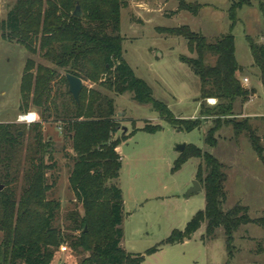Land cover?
I'll use <instances>...</instances> for the list:
<instances>
[{"label":"trees","instance_id":"obj_1","mask_svg":"<svg viewBox=\"0 0 264 264\" xmlns=\"http://www.w3.org/2000/svg\"><path fill=\"white\" fill-rule=\"evenodd\" d=\"M129 0H17L6 19L0 22L3 41L13 42L30 55H39L50 67L25 62L20 82V112L31 108L39 111L42 122L54 117L75 154L68 183L82 215L73 211L69 219L71 231L64 234L53 226L60 203L47 195L53 184L47 174L54 170L53 145L44 140L42 123L26 129L16 123H0V264H51L63 245L82 256L80 264H143L144 257L127 254L122 246L123 200L116 181L121 170L116 138L120 124L115 119L113 99L84 87L76 103L68 92L66 75L93 83L114 93H130L141 105H150L159 117L179 131L191 132L200 122L177 120L167 107L152 98L148 85L138 79L122 58L120 11ZM176 12L198 15L201 6L177 0ZM246 0H231L228 10L229 32L208 42L188 27L164 29L169 36L182 37L194 59L180 58L200 82V99H215L217 105L208 114L214 116L213 128L205 136V144L216 146L214 135L222 125L232 130L235 139L245 136L264 167V149L249 119L225 121L233 116L237 100L247 101L253 90L242 88L236 78L241 67L235 60L231 31L237 22V11L248 6ZM81 18L73 16L76 7ZM259 81L264 89V45H256L246 37ZM210 58L212 64H207ZM64 75L59 77L58 71ZM66 85V93L58 104L53 95L57 79ZM159 126L146 123L143 132H159ZM135 131L132 133L134 134ZM28 136V142L25 138ZM127 136L123 135L122 140ZM199 159L195 180L204 190L205 208L195 214L182 231L171 235L148 250L149 256L161 246L188 241L206 225L207 239L222 228L226 252L232 257L233 235L241 226L255 225L264 229V219H251L248 209L236 205L222 212L226 195L223 166L210 154L186 146L173 165L178 171L188 160ZM69 230V229H68ZM70 231V230H69Z\"/></svg>","mask_w":264,"mask_h":264},{"label":"rangeland","instance_id":"obj_2","mask_svg":"<svg viewBox=\"0 0 264 264\" xmlns=\"http://www.w3.org/2000/svg\"><path fill=\"white\" fill-rule=\"evenodd\" d=\"M16 1L0 0V22L6 19ZM246 1L249 5L237 11V22L231 35L234 37L235 60L241 67L236 78L243 89L253 90L254 94L247 101L237 100L233 116L220 118V121L243 120V108V112L252 118L249 123L264 149V89L246 40L247 37L256 45H264V0ZM185 2L201 6L197 16L176 12L177 0H129L127 7L120 11L122 58L134 75L148 85L155 101L163 103L177 120H198L199 128L191 132L179 131L163 121L150 105L137 103L132 94L115 96L99 85L83 82V88L113 99L115 119L120 124L116 138L120 139L121 170L116 185L123 200L121 246L129 255L144 257L143 264H264V229L255 225L241 226L233 235L231 258L226 252L223 229H216L207 239L205 224L188 241L161 246L156 253L145 255L173 231H182L195 214L205 208L202 188L187 196L196 181L200 160L190 159L178 171H173L180 156L176 149L181 145L196 147L223 166L226 198L220 207L222 212L241 205L248 209L251 219H264V167L246 137L235 139L232 130L224 125L214 135L216 146L205 144V136L216 119L208 111L216 107L217 101L200 99L198 77L180 62V58L196 57L188 50L187 41L163 33L164 29L185 26L213 42L229 32L231 0ZM28 59L36 65L50 67L39 55L28 54L14 41H3L0 34V123H16L17 117L24 115L20 112V82ZM205 63L212 64V60L208 58ZM58 73L59 77L64 75L62 70ZM244 79L248 83H244ZM66 90V85L58 78L53 84V95L58 98V104ZM30 111L35 112L38 122L42 123L44 140H51L53 145L55 168L47 174L48 184L53 186L47 197L60 203L53 226L64 234L76 235L71 231L73 224L69 215L73 211L80 215L83 212L68 183L75 157L71 142L53 116L42 122L39 111L33 108ZM146 123L159 126L161 130L145 133L142 129ZM18 125L26 129L29 126ZM123 135L127 136L126 140H122ZM25 142H28V136ZM63 246L66 251L59 250L51 264H80L82 256L67 245Z\"/></svg>","mask_w":264,"mask_h":264},{"label":"water","instance_id":"obj_3","mask_svg":"<svg viewBox=\"0 0 264 264\" xmlns=\"http://www.w3.org/2000/svg\"><path fill=\"white\" fill-rule=\"evenodd\" d=\"M73 16L77 17V18H81L82 17V13L80 11V8L77 6L73 12ZM66 82L68 85V92L71 95L72 99L78 103L79 102V95L83 89V81L77 77L71 76V75H66ZM126 130H124L123 132H125ZM186 146L185 145H181L179 147H177L176 151L179 154H182L185 150ZM2 190V187L0 186V191ZM201 190L200 185L194 181L193 182V187L190 189V191L187 193V196H189L190 194L197 192Z\"/></svg>","mask_w":264,"mask_h":264},{"label":"built area","instance_id":"obj_4","mask_svg":"<svg viewBox=\"0 0 264 264\" xmlns=\"http://www.w3.org/2000/svg\"><path fill=\"white\" fill-rule=\"evenodd\" d=\"M244 83L247 82L246 79L243 80ZM38 116H36L35 113H27V114H24V115H20L17 117V120H16V123L18 124H27V125H32V124H35L38 122ZM66 247L64 246H61L59 248V250L61 252H65L66 251Z\"/></svg>","mask_w":264,"mask_h":264},{"label":"crops","instance_id":"obj_5","mask_svg":"<svg viewBox=\"0 0 264 264\" xmlns=\"http://www.w3.org/2000/svg\"><path fill=\"white\" fill-rule=\"evenodd\" d=\"M247 83H248V81H247ZM246 103V102H245ZM244 107V106H243ZM28 113H35V112H32V111H29ZM36 114V113H35ZM36 116H37V114H36ZM241 116L244 118V119H249L250 120V122H251V117H249V116H247L244 112H243V108H242V114H241ZM117 152H119L118 151V149H117Z\"/></svg>","mask_w":264,"mask_h":264}]
</instances>
